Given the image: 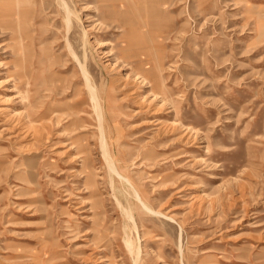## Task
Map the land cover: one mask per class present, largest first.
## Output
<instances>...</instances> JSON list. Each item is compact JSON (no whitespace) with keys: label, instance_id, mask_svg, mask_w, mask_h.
<instances>
[{"label":"rangeland","instance_id":"obj_1","mask_svg":"<svg viewBox=\"0 0 264 264\" xmlns=\"http://www.w3.org/2000/svg\"><path fill=\"white\" fill-rule=\"evenodd\" d=\"M71 2L79 16L72 39L81 57L78 35L88 30L93 79L103 71L117 85L126 82L108 96L111 117L133 114L128 124L121 122L126 135L114 150L120 170L153 210L167 216L135 199L129 205L120 187L113 191L99 148L91 156L96 194L87 188L80 163L73 165L66 154L61 122L49 126L38 114L43 95L63 88L74 71L49 76L36 54L37 79L27 85L16 43L0 28V264H134L122 225L142 248L137 264H264V0L145 4L169 15L153 34L161 42L160 73L171 89L166 101L146 85L135 88L131 66L151 59L142 45L125 52L130 64L117 58L126 44L120 19L106 16L96 0ZM42 15L32 20L35 38L43 41L36 50L52 41L50 20ZM135 15L143 22L145 16ZM167 25L176 29L168 33ZM62 95L54 97L62 101ZM145 108V117H135ZM140 122L147 124L133 126ZM114 195L131 208L135 225Z\"/></svg>","mask_w":264,"mask_h":264},{"label":"bare ground","instance_id":"obj_2","mask_svg":"<svg viewBox=\"0 0 264 264\" xmlns=\"http://www.w3.org/2000/svg\"><path fill=\"white\" fill-rule=\"evenodd\" d=\"M71 1L72 0H0V28L3 32H7L9 37L16 43V49L14 52L21 57L23 68L25 69L24 75L27 85L37 79L34 71L36 54H38L41 61L45 63L44 66L47 67V73L49 76H54L58 72L68 69L74 71L73 75L69 76L67 83L63 88L50 89L47 94L43 95L45 100H42V105L39 106L38 114L41 119H47L48 122L46 121V123L49 124V126L61 122L60 125L62 126L63 132L67 135L68 141V150L66 151V154L71 158L73 165L80 163V172H83V175H86L83 182L91 192H95L96 194L97 182L95 178L97 176L96 173L98 172L93 168L91 169V156L93 155V150L97 151V148H99L101 154L99 159L104 166L103 170L107 176L110 188L115 191L117 187H120L119 190L121 189V191H123L124 198L129 205H131L132 200L135 199V201H137V203L139 202L144 209L156 215L163 214L164 216H167L159 210H153L135 182L126 173L120 170L121 168L118 164V157L115 155L114 150L116 146H121L122 138L126 135L121 126V122L128 124L126 117H131L133 114L132 112L128 114L127 112L121 111L116 112L111 117L108 111L113 108V105L109 103L108 96L115 90V88L125 86L126 82L122 79L124 83L122 82L117 85V81L115 83L114 79L106 75L103 71L98 73V80L93 79L89 61L91 58V50L89 47L88 30L82 25L83 28L81 35H78L80 36L78 45L80 44L82 50L81 57L77 52V49L79 48H77V41L75 42L72 39L73 34L71 28L74 25V22H76L75 20H79V16ZM160 1H165L166 3L170 0H96V3L98 4L96 6L99 10H102L106 16L119 18L121 26L126 30L124 39H122L123 42L126 41V44L120 48L122 53L117 55V58H123V61L121 62L130 64L132 60L129 59L127 54L125 55V52L130 49H135V47H139V45H142V55L147 57L146 59H148V57L152 59L141 60L144 62L138 64L134 69L133 66H131L135 88L139 89L146 85L147 89L153 96L160 95V99L166 101L170 99L167 96V93H169L171 89L168 87L163 75L160 73L161 60L159 58V45L161 42L160 39H158V36L153 34L159 35L158 32L155 31V26L158 27V25H162L165 17L169 15L164 14L163 10L157 9L154 5H145L146 3L153 4L154 2ZM41 14H43V20L46 22L50 20V37L52 41H49L46 48L41 47L40 50H36L37 45L43 46V41L40 40V36L35 38L37 35V28H34L35 22L33 21ZM135 14L139 15L141 21L143 20V16H145L143 22L139 23L138 17ZM152 20H156V22L158 21L159 23L154 25ZM104 22L103 19H98V23L104 24ZM151 22L153 25H150ZM148 25H150L151 28L149 30L146 28V32L141 29ZM60 26L64 27L65 30L63 32L60 31ZM167 27L168 33L176 29L173 25H167ZM94 34L96 35L98 32H94ZM61 37L64 39L59 40ZM96 42H103L100 44H106L109 41H100L99 39H96ZM110 42H112V40H110ZM51 43L55 44L51 45ZM54 46H56V48ZM47 48L49 50L51 49L50 52ZM112 48L113 47H111V49ZM63 49H65V51H63ZM138 56L139 54L136 55L137 58ZM54 65L60 67L65 66L66 68L64 67V69L61 68V70H55L52 68ZM77 67L79 69L78 74H80V78L75 74L76 71H78ZM59 92L63 94L62 96L64 99L62 101H58L57 97H54L55 94H58ZM122 92L126 93V90H123ZM138 95L141 97L142 93H136L135 96ZM21 97L30 103L28 95H22ZM149 110L146 108L138 110L135 117H145ZM34 120L36 119L34 118ZM145 123L146 122L142 124V122H140L133 126L141 125V128H144ZM157 125L159 127L156 132L161 131L164 123ZM138 129L139 128L136 130ZM113 133L115 135L114 139ZM90 138H93L94 148L91 147ZM91 182L94 187H91ZM115 198L114 201L116 200V205L121 208L122 212L126 215L125 217L131 219L135 225V215L131 208H128V206L117 196H115ZM96 203L100 204L98 201ZM169 218L171 219L172 217L170 216ZM98 223L100 222H95V227L97 229H94H96L99 234L97 241H101L104 235L102 236V232H100L97 227L99 226ZM180 224H178L179 228ZM122 226L125 246L132 255L131 257L134 264H137V259L142 248L131 239L128 226ZM179 230L182 229L180 228ZM139 237L140 236H138V238ZM102 245L103 243H101L100 246ZM103 246L105 247V245ZM132 259L130 258V260Z\"/></svg>","mask_w":264,"mask_h":264}]
</instances>
